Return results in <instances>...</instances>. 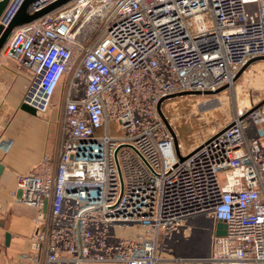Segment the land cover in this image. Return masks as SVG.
Here are the masks:
<instances>
[{
	"label": "built area",
	"instance_id": "2783aa9c",
	"mask_svg": "<svg viewBox=\"0 0 264 264\" xmlns=\"http://www.w3.org/2000/svg\"><path fill=\"white\" fill-rule=\"evenodd\" d=\"M4 52L30 73L37 114L62 100L56 157L17 176L38 216L16 264H160L203 216L226 225L208 264H264V107L188 154L157 109L264 56V0H73L16 28ZM129 227L143 232H116Z\"/></svg>",
	"mask_w": 264,
	"mask_h": 264
},
{
	"label": "crops",
	"instance_id": "0c3cea01",
	"mask_svg": "<svg viewBox=\"0 0 264 264\" xmlns=\"http://www.w3.org/2000/svg\"><path fill=\"white\" fill-rule=\"evenodd\" d=\"M30 84V73L3 50L0 54V264H16L20 254L31 252L29 238L35 231L38 216L35 208L18 200L17 176L29 173L46 155L56 157L58 150L61 93L55 96L56 106L45 115L32 114L22 109ZM216 225L213 218L201 217L191 226L189 236L174 241L171 253L160 264H208ZM185 256L190 262L183 263ZM178 257L184 260H174Z\"/></svg>",
	"mask_w": 264,
	"mask_h": 264
},
{
	"label": "rangeland",
	"instance_id": "374dc122",
	"mask_svg": "<svg viewBox=\"0 0 264 264\" xmlns=\"http://www.w3.org/2000/svg\"><path fill=\"white\" fill-rule=\"evenodd\" d=\"M225 86L228 87L215 95H186L164 103L162 110L182 144L184 154L224 128L240 109L264 101V60L252 63L236 81ZM116 232L124 237H135L143 229L117 228ZM185 260L183 263L191 259L185 256Z\"/></svg>",
	"mask_w": 264,
	"mask_h": 264
},
{
	"label": "water",
	"instance_id": "95a60500",
	"mask_svg": "<svg viewBox=\"0 0 264 264\" xmlns=\"http://www.w3.org/2000/svg\"><path fill=\"white\" fill-rule=\"evenodd\" d=\"M36 0H0V54L4 50L5 46L7 45L11 35L14 33L16 28L19 26H22L24 24H27L31 21H34L35 19L41 18L67 4L72 2L73 0H56L51 5L47 6L46 8L33 12L32 10V4ZM264 60L263 57H257L255 59L250 60L237 74L235 77V81L246 71V69L254 62ZM228 86H223L216 91H206V92H200V91H192V92H182L178 94L170 95L164 99H162L157 106L158 112L166 125L168 126L170 132L175 138V147L178 146V139L176 136L175 131L173 130L170 122L168 121L166 115L164 114L162 107L164 103L167 100L176 98V97H182L186 95H215L219 92L225 90ZM264 105V101H262L260 104H258L256 108H259ZM22 109L32 113L37 114L36 109L31 106L29 103L25 102L22 105ZM178 157L180 160H184L185 158L182 157L178 153ZM226 235V225L223 222H218L216 225V236H225Z\"/></svg>",
	"mask_w": 264,
	"mask_h": 264
},
{
	"label": "bare ground",
	"instance_id": "6f19581e",
	"mask_svg": "<svg viewBox=\"0 0 264 264\" xmlns=\"http://www.w3.org/2000/svg\"><path fill=\"white\" fill-rule=\"evenodd\" d=\"M190 242V241H189ZM181 258V257H180Z\"/></svg>",
	"mask_w": 264,
	"mask_h": 264
}]
</instances>
